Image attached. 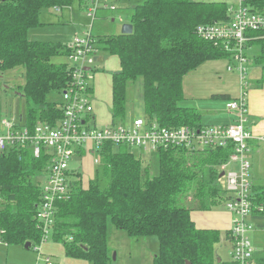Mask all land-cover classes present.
<instances>
[{"label":"trees","instance_id":"16d2710c","mask_svg":"<svg viewBox=\"0 0 264 264\" xmlns=\"http://www.w3.org/2000/svg\"><path fill=\"white\" fill-rule=\"evenodd\" d=\"M74 1L0 0V72L24 70L20 93L32 106L22 119L30 130L39 122L55 126L62 118L58 104L46 102V97L70 86L73 69L52 62L55 57H66L65 46L30 41L28 32L42 26L43 10L68 8ZM127 1H133L132 34L95 36L94 43L97 53L115 55L120 61V71L112 76L113 123H124L127 83L140 78L145 118L168 129L201 126L196 109L179 105L184 99L182 80L204 63L228 57L219 46L202 40L196 29L228 20L229 5L119 0ZM77 4L82 9L88 0H77ZM245 6L264 12V0H245ZM250 35L247 48L257 50L254 63L264 65V33ZM231 153L232 146L205 152L174 146L159 149L153 154L159 174L150 177L149 169L142 167L141 159L127 146L106 144L100 154L108 186L101 188L98 181L83 186L81 174L70 170L69 194L55 203L51 239L63 246L68 258L113 264L107 244L110 222L131 239L155 237L158 252L152 264H235L215 257L221 232L197 228L190 216L193 209L210 211L221 203L215 185L221 175L218 167ZM48 159L45 152L35 157L27 149L0 156V242L7 246L30 243V250H35L42 242L44 232L36 214ZM252 192L254 207L262 208L253 210L252 219L264 228V188L255 187ZM189 193L196 206L182 205ZM225 237L232 243L230 231ZM254 262L264 264V259Z\"/></svg>","mask_w":264,"mask_h":264},{"label":"built area","instance_id":"2783aa9c","mask_svg":"<svg viewBox=\"0 0 264 264\" xmlns=\"http://www.w3.org/2000/svg\"><path fill=\"white\" fill-rule=\"evenodd\" d=\"M88 4V19L92 24L81 36H75L65 48L73 71L70 86L61 91L62 102L58 104V108L62 111V118L55 126L39 122L32 130L28 129L21 118L0 120V156L12 150L27 149L35 157H39L41 152L49 157L44 172V184L40 185L42 197L36 214L44 232L42 242L47 239L51 230L56 201L69 194L68 163L72 158L84 153H96L94 163L98 165L101 163L100 153L106 144L136 147L143 153L152 154L170 146L182 147L191 152L232 146L228 160L218 167L227 185L225 207L232 215L229 230L233 245L231 260L235 264H255L247 232L252 230L250 221H253V210L260 212L262 208L254 207L251 200L253 183L248 154L250 142L264 143V136L254 137L249 130L246 51L248 43L251 42L250 33H264V12L250 10L245 6V0H239L237 5L228 7V23L201 25L196 29L202 40L219 46L227 54L226 70L237 74L240 79L238 98L226 104L227 110L234 116L232 124L168 129L150 119L140 118L130 123L97 128L88 121L94 109L84 68L95 63L97 54L94 48L95 36L92 34L93 23L99 20L101 13L113 14L121 10V3L119 0H88ZM119 21H122V17H119ZM35 251L40 254L39 249ZM44 264H50L48 257L44 258Z\"/></svg>","mask_w":264,"mask_h":264},{"label":"rangeland","instance_id":"374dc122","mask_svg":"<svg viewBox=\"0 0 264 264\" xmlns=\"http://www.w3.org/2000/svg\"><path fill=\"white\" fill-rule=\"evenodd\" d=\"M194 1L207 2L210 0ZM224 2H227V4L230 6L238 4V0H224ZM132 5L133 1L122 2L120 4L121 10H119L118 12L113 14L101 13L99 20H96L93 23L92 34L94 36H114L120 34L122 26L130 24V17L132 14V10H130V8L132 7ZM87 8L88 7H85L84 5L82 9H79L77 0H75L72 6L68 8H51L43 10L39 17V21L40 23H44V25L29 31L28 39L30 41L61 43L64 44L63 46H65L66 48V45L71 43L75 36H81L82 33L89 29L90 25L92 24L88 19L89 9ZM62 13L64 14L63 17H61ZM75 13L77 17L74 15ZM119 17H122V21H119ZM112 19H114V22H112ZM228 21L229 19L223 22L215 23V25L228 23ZM36 31H39V33H37ZM33 33H35L34 37L32 36ZM246 53L247 57H249L246 63V82H248L249 84L246 94H248V91L254 88L256 79L261 80L262 76H264V65L254 63L253 59L257 53L256 48L248 49ZM100 54L103 55L100 56ZM106 55L109 54L99 53L97 55L98 60L94 64L85 66L84 71L86 72V81L88 85L89 83L92 85L94 76L99 73L100 69H102L103 58ZM226 59L227 58H225L224 60ZM52 62L55 64L65 63L66 65H68V68L71 67V61L68 59V53L66 57L62 56L53 58ZM220 64H223V66L221 67H223L225 72L229 73L226 70L225 61H220ZM88 67L90 68V71L85 70ZM24 80V70L22 68H17L7 72H0V120L6 119L11 121L13 119H18L19 116L24 117L28 106H32L20 93L19 87L24 84ZM236 82V80L228 81L230 86L236 84ZM238 82L240 84V80ZM224 84L226 85L227 81H225ZM127 85L129 105L133 106L132 113H134V115L138 118L145 119L144 105L142 102V80L139 78L134 82L127 83ZM221 101L224 103V108L226 111L227 109L225 101L223 99ZM46 102H54L57 104L61 103V92H51L47 95ZM200 103L204 104L205 101L195 100L194 103H186L183 100L179 105L189 108L198 107L200 115H205L198 106V104ZM128 148L129 151L132 152L137 158L141 159L142 167L144 169H149L150 177L157 176L159 174L158 158L156 155H153L152 153H143L136 147ZM254 152H257L255 148L248 154L251 181L255 187H264V159L259 158L257 154H254ZM96 158V153H84L81 157H74L68 163L69 169L78 171L81 174V182L83 186H86L89 182L98 181L101 188H106L108 186L107 184H109V180L104 175V168L102 163L98 165L94 163ZM215 185L219 191L220 196H222V200L219 206L217 205L210 211L204 212L198 209H193V211H191V214L193 216L196 217L198 213L203 214L225 213V211L228 212L226 210L224 201V198L228 196V193H226L227 185L225 179L220 178L215 183ZM186 204L187 206L193 204L194 206H196L195 200L191 197V193H189L186 197V201H183L182 203L183 206H186ZM250 226L252 227V230H249L247 232V236L253 248V259L254 261L264 259V228L259 227L257 222L255 221H250ZM107 239L113 264H152L153 257L158 252V241L155 237L131 239L123 231L116 229L110 222H108ZM146 241L148 243H152V245L154 246L149 247L146 244ZM49 242H52L51 234L48 235L47 243ZM57 245L60 244L57 243ZM232 251V243L225 237V232H222L220 241L214 247L215 257L223 262H228L231 260ZM114 254L115 260H113ZM19 255L21 259L18 260ZM36 255L37 253L34 250H26L24 249V247L19 245L7 246L6 244L0 242V264H5L7 258L8 264H35L36 257L38 258V255Z\"/></svg>","mask_w":264,"mask_h":264},{"label":"crops","instance_id":"0c3cea01","mask_svg":"<svg viewBox=\"0 0 264 264\" xmlns=\"http://www.w3.org/2000/svg\"><path fill=\"white\" fill-rule=\"evenodd\" d=\"M74 15L77 17L76 13ZM63 16L64 14L62 13L61 17ZM112 22H114L113 19ZM41 24L44 25V23ZM36 32L39 33V31ZM34 35L35 33H33L32 36L34 37ZM102 55L103 54H100V56ZM220 61L225 60L206 62L194 71L185 75L182 80L184 102L194 103L195 100L205 101L204 104H198L200 110L205 115H200L198 107L194 108L200 115L199 124L202 127L227 126L232 124L234 121L233 114L228 110H226L227 112L225 111L224 103L221 100L223 99L225 101V104H227L238 98L240 92L238 81L240 79L234 73L225 72L223 67H221L223 66V64H220ZM226 65L227 63L225 61V67ZM119 71L120 61L118 57L115 55H106L103 58L102 69H100L99 73L94 76L92 85L89 83V86L91 88V97L94 111L91 116V119L89 118L88 121L91 122V124L97 128H102L114 124L111 115L112 76L118 73ZM235 80L237 81L236 84L230 86L228 81ZM225 81H227L228 86L227 84H224ZM259 81L260 79H256L254 88L248 91V94L246 95V103L248 109V125L251 135L254 137L264 136V83L260 85ZM127 93L128 85L126 86L124 123H130L134 119H140L136 117L134 113H132L133 106L129 105ZM20 118L22 119L21 116L18 117V119ZM249 147L250 151L255 148L257 152H254V154H257L259 158L264 159V143L251 141ZM253 188H255L254 185ZM190 216L197 228L215 229L221 233H226L231 227L232 215L226 211L225 213H198L196 217L190 213ZM50 231L48 235L50 234ZM47 242L48 236L47 239L41 242L40 246L38 247L40 254H38V252L34 250L38 255V258L36 257L35 264H44V258L46 257L49 258L50 264H90L83 260L71 259L66 257L64 248L61 244L57 245V243L53 241L49 243ZM146 244L149 247L154 246L152 245V243H148L147 241ZM19 259H21L20 255L18 257V260ZM5 264H8V258L6 259Z\"/></svg>","mask_w":264,"mask_h":264},{"label":"water","instance_id":"95a60500","mask_svg":"<svg viewBox=\"0 0 264 264\" xmlns=\"http://www.w3.org/2000/svg\"><path fill=\"white\" fill-rule=\"evenodd\" d=\"M132 31H133V26L131 24H126V25L122 26L120 34L121 35H131ZM96 61H97V57H95V59H94V62H96ZM85 70L90 71V68H86ZM222 177H223V173H221V175H220V178H222ZM30 247H31L30 243H26L24 245V249H26V250H29ZM113 260H115V254L113 255ZM218 261H220V259H218Z\"/></svg>","mask_w":264,"mask_h":264}]
</instances>
